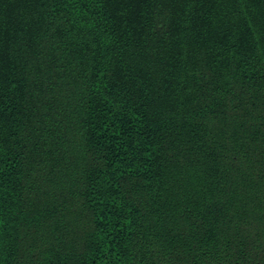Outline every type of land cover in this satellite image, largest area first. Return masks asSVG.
I'll return each instance as SVG.
<instances>
[{
  "label": "trees",
  "instance_id": "16d2710c",
  "mask_svg": "<svg viewBox=\"0 0 264 264\" xmlns=\"http://www.w3.org/2000/svg\"><path fill=\"white\" fill-rule=\"evenodd\" d=\"M0 264H264V0H0Z\"/></svg>",
  "mask_w": 264,
  "mask_h": 264
}]
</instances>
